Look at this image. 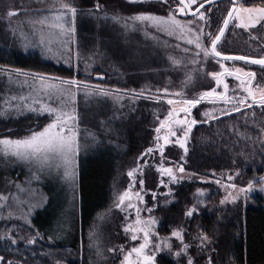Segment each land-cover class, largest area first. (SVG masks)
Listing matches in <instances>:
<instances>
[{
	"label": "rangeland",
	"instance_id": "obj_1",
	"mask_svg": "<svg viewBox=\"0 0 264 264\" xmlns=\"http://www.w3.org/2000/svg\"><path fill=\"white\" fill-rule=\"evenodd\" d=\"M137 1L159 2L168 12L163 15L130 14L119 8L98 15L88 11L84 17L95 24L92 25L83 21L86 20L84 17L78 20V12L69 0H0L1 59L18 55L21 62L34 59L42 66L54 63L75 71L78 69L87 76L85 80L78 79L76 74L71 79H61L31 70L0 67L9 74L14 89L5 98L0 114L48 115L51 118L37 133L17 140H0V155L13 159L25 172L23 177H18L20 180L11 182V193L0 195L2 229L7 224L4 235L31 226L35 210L51 201L53 206L62 207V213L58 214L60 218L72 214L70 205L78 192L79 156L90 152L95 161L101 157V145L109 143L102 136L80 132L85 127L79 125L81 117L78 113L84 103L101 104L107 107L106 111H111L124 99L125 95L119 91L126 92L127 96L139 94L168 99L169 110L155 125L159 150L173 141L183 152L188 132L196 123L192 113L187 115V112L198 104H205L201 117L206 120L248 104H264L263 67L218 60L211 55L210 46L223 19L217 22V6L205 8L186 19L183 18L185 11L176 0ZM185 1L195 9L206 0ZM233 5L235 11L219 50L227 55L264 60V6ZM77 27L82 32H91L79 36ZM135 67H143L139 89L102 85L99 83L104 79L102 75H91L95 68L108 69L116 75L115 80H118V74L125 73L132 79L130 83H135L139 81L133 71ZM110 117H107V123ZM181 171L176 169L180 175ZM174 175L171 168H158L159 178L170 181ZM227 178L231 181V176ZM202 182L211 181L204 179ZM123 193L113 189L106 210L96 215L85 231L86 242L81 247L90 264H156L153 246L161 242L166 249L171 247L167 238L156 236L157 223L140 216L144 202L142 189L131 184V188ZM211 193V190L199 189L196 196L203 200ZM258 194L264 195V178L259 188L240 192L244 200ZM230 196L236 198V194ZM115 210L125 219L129 217L124 229L132 239L141 240L137 247L128 251L119 247L117 251L113 246H104L110 240L109 236L104 238L101 226L109 223L106 215ZM67 227L70 231L71 225ZM171 237L180 239L179 232H173Z\"/></svg>",
	"mask_w": 264,
	"mask_h": 264
},
{
	"label": "trees",
	"instance_id": "obj_2",
	"mask_svg": "<svg viewBox=\"0 0 264 264\" xmlns=\"http://www.w3.org/2000/svg\"><path fill=\"white\" fill-rule=\"evenodd\" d=\"M69 1L78 12V20L88 11L99 15L108 9L119 8L130 14L163 15L168 12L159 2ZM235 3L244 7L264 6V0ZM231 5L230 1L215 5L218 8L215 9L217 22L223 18L219 28ZM183 18L189 17L184 14ZM90 32L79 30V36ZM220 47L219 44L218 52L227 55L219 50ZM9 66L61 79H71L74 74L78 79L87 78L78 69L75 71L54 63L42 66L34 59L21 62L18 55L0 58V67ZM142 69H133L139 78L135 83H130L132 79L125 73L118 74V80H115L116 75L108 69L95 68L91 75H102L104 79L99 82L102 85L139 89L140 79L144 76L140 73ZM261 71L264 72V67ZM8 75L0 70V111L5 98L14 92ZM88 80L97 83L94 79ZM108 92L112 93V90ZM119 92L125 95L124 99L111 111H106V106L90 102L79 107V125L85 127L80 132L102 136L109 143L101 145V157L95 161L90 152L79 156L77 161L84 167L79 165L78 168V192L70 205L72 214L60 218L58 214L62 213V207L53 206L51 201L35 210L31 226L27 228L21 227L17 232L4 235L7 224L2 229L3 223L0 222V264H90L81 247L86 242L85 231L94 217L106 210L112 190L117 189L122 194L131 188V184L142 189L144 202L140 216L156 222V236L167 238L171 245L169 250L161 242L153 246L156 264H264V195H253L247 200L240 195L243 189L247 192L251 187L259 188L264 178V104H248L207 120L201 117L205 104L195 105L190 113L187 112V115L192 113L196 123L188 132L183 152L173 141L159 150L155 125L169 110L168 99L139 94L127 96L126 92ZM50 119L48 115L0 114V140H17L37 133ZM12 160L0 155V195L11 193V182L20 180L18 177L25 174ZM161 167L175 171L170 181L158 177V168ZM177 168L182 170V175L176 172ZM204 179L211 182L204 184ZM199 189L212 193L209 198L199 200L196 196ZM229 194H236V198ZM117 211L107 214L109 223L101 226L104 238L109 236L110 240L104 246H113L117 251L124 247V251H128L137 247L141 240L131 238L124 229L129 217L125 219ZM67 225H71V232ZM173 232H179L180 239L171 237Z\"/></svg>",
	"mask_w": 264,
	"mask_h": 264
},
{
	"label": "water",
	"instance_id": "obj_3",
	"mask_svg": "<svg viewBox=\"0 0 264 264\" xmlns=\"http://www.w3.org/2000/svg\"><path fill=\"white\" fill-rule=\"evenodd\" d=\"M130 1H136V0H130ZM177 3L182 7V9L185 11V14L188 17H193L196 16L198 13H200L203 9L208 8L210 6H214L218 3L224 2V1H230L232 3L231 7L229 8V11L227 12L223 23L221 25V28L216 35L215 39L211 43L210 46V52L211 55L218 59V60H223V61H237V62H242V63H247L251 64L257 67H264V60H259V59H252V58H247V57H239V56H233V55H224L218 52L217 47L221 43L228 25L230 23V20L234 14L235 11V4L236 1L239 0H206L203 3H201L199 6H197L195 9H191V7L186 3L185 0H176Z\"/></svg>",
	"mask_w": 264,
	"mask_h": 264
},
{
	"label": "flooded vegetation",
	"instance_id": "obj_4",
	"mask_svg": "<svg viewBox=\"0 0 264 264\" xmlns=\"http://www.w3.org/2000/svg\"><path fill=\"white\" fill-rule=\"evenodd\" d=\"M126 1H129V2H135V1H130V0H126ZM137 1V0H136Z\"/></svg>",
	"mask_w": 264,
	"mask_h": 264
}]
</instances>
